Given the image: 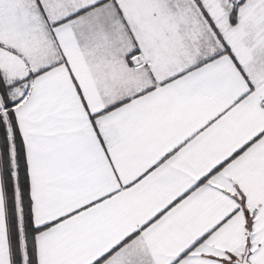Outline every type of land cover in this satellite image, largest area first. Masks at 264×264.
<instances>
[{"label": "snow or ice", "instance_id": "snow-or-ice-1", "mask_svg": "<svg viewBox=\"0 0 264 264\" xmlns=\"http://www.w3.org/2000/svg\"><path fill=\"white\" fill-rule=\"evenodd\" d=\"M0 264H264V0H0Z\"/></svg>", "mask_w": 264, "mask_h": 264}]
</instances>
